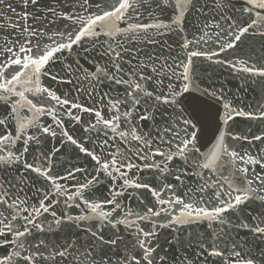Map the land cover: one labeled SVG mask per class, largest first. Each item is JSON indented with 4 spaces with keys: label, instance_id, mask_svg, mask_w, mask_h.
<instances>
[{
    "label": "snow or ice",
    "instance_id": "obj_1",
    "mask_svg": "<svg viewBox=\"0 0 264 264\" xmlns=\"http://www.w3.org/2000/svg\"><path fill=\"white\" fill-rule=\"evenodd\" d=\"M0 264H264V0H0Z\"/></svg>",
    "mask_w": 264,
    "mask_h": 264
}]
</instances>
